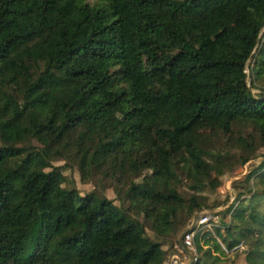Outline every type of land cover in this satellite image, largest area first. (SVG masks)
Returning a JSON list of instances; mask_svg holds the SVG:
<instances>
[{"label": "trees", "instance_id": "1", "mask_svg": "<svg viewBox=\"0 0 264 264\" xmlns=\"http://www.w3.org/2000/svg\"><path fill=\"white\" fill-rule=\"evenodd\" d=\"M249 61L262 82L264 0H0V264H166L181 213L212 208L177 190L150 197L136 175L180 184L185 153L203 193L227 173L220 142L241 167L255 160L264 88L252 93ZM72 151L82 181L126 187L162 241L112 200L66 191L52 163ZM262 158L215 233H197L193 264H227L234 246L264 264Z\"/></svg>", "mask_w": 264, "mask_h": 264}, {"label": "rangeland", "instance_id": "2", "mask_svg": "<svg viewBox=\"0 0 264 264\" xmlns=\"http://www.w3.org/2000/svg\"><path fill=\"white\" fill-rule=\"evenodd\" d=\"M255 64L253 61H249L247 67V75L249 86L252 89V93L254 95H258L261 93V88H264V79H261L262 82L254 81L252 70ZM253 86H256V89H253ZM37 145L36 143H34ZM216 153H222L223 156L229 155L227 158L229 162V167L226 175L219 182L220 186L213 189L206 188L203 193H195L190 190L191 187V161L187 158L185 153H181L177 160L176 172L180 184H171L170 186L163 187H153L149 183L150 172L140 171L136 175V183H138L142 188L146 189L149 192L150 197L157 198L159 195H167L171 191L177 190L180 192L182 196L188 200L191 197L198 198L201 201H205L212 208L207 210L211 213H217L224 209H226L229 205L228 200L231 197L236 198L237 189L241 188L240 184L244 181L249 171L253 169V165L259 164L263 161L262 155L264 154V149H259L257 152V157L255 160L250 162L248 165L241 167L238 161L232 158L231 153H235V151L230 150V147L226 145L225 142H220L216 146ZM230 150V151H229ZM80 155L75 153L74 151L70 152L66 157H63L59 161L53 162V166L61 168L65 178L66 184L64 185V189L66 191L77 189L82 196H86L87 194H93L99 201L104 199H110L114 202V205L121 211L123 215H125L129 220L136 223H144L148 236H150L154 240H161V237L157 235V233L153 230L150 222H145L144 218L132 211L131 202L126 198L127 188L118 187L116 184L111 182H104L103 178L100 174L94 173L91 177V180L88 183H84L81 178V174L79 171V163H80ZM217 175L215 172H211V179H216ZM202 213H193L191 210L183 211L181 215L178 217L177 222L182 225V231L188 230V227L192 226L195 223V220ZM217 215V214H216ZM212 233H215L213 231ZM183 234V233H182ZM181 234V236H182ZM180 236V237H181ZM174 243V240L171 241ZM176 247V246H175ZM224 250L226 247L222 244ZM236 247H233L232 251H227V256L230 258L229 263L227 264H250L252 259L244 254L243 248L236 251ZM175 248H173V251Z\"/></svg>", "mask_w": 264, "mask_h": 264}, {"label": "built area", "instance_id": "3", "mask_svg": "<svg viewBox=\"0 0 264 264\" xmlns=\"http://www.w3.org/2000/svg\"><path fill=\"white\" fill-rule=\"evenodd\" d=\"M235 199L232 197L233 202ZM221 225L218 215L208 211L198 216L195 223L184 234L181 244H178L168 258L166 264H193L198 260L199 254L195 245V238L199 231L203 229L213 232L215 228Z\"/></svg>", "mask_w": 264, "mask_h": 264}, {"label": "water", "instance_id": "4", "mask_svg": "<svg viewBox=\"0 0 264 264\" xmlns=\"http://www.w3.org/2000/svg\"><path fill=\"white\" fill-rule=\"evenodd\" d=\"M196 221V220H195ZM188 230H186L183 234H182V236L180 237V239H179V243L181 244L182 243V240H183V237H184V234L187 232Z\"/></svg>", "mask_w": 264, "mask_h": 264}]
</instances>
